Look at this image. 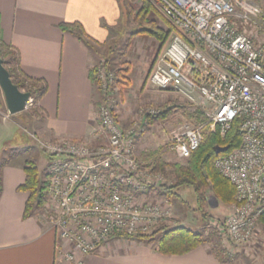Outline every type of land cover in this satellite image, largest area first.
Instances as JSON below:
<instances>
[{"label": "built area", "instance_id": "1", "mask_svg": "<svg viewBox=\"0 0 264 264\" xmlns=\"http://www.w3.org/2000/svg\"><path fill=\"white\" fill-rule=\"evenodd\" d=\"M153 1L171 32L147 82L194 105L204 116L172 131L169 151L188 158L205 134L218 130L223 136L239 121V145L214 160L235 189L231 214L215 226L230 243L229 253L237 254L238 247L255 239L264 216L262 7L259 0ZM94 68L102 92L95 117L106 141L92 146L76 139H37L48 158L45 198L37 216L51 226L67 260L74 258V250L96 253L112 236L147 233L164 216L146 194L162 177L134 155L145 114L159 109H141L135 123L120 126L113 110V73L101 65Z\"/></svg>", "mask_w": 264, "mask_h": 264}, {"label": "crops", "instance_id": "2", "mask_svg": "<svg viewBox=\"0 0 264 264\" xmlns=\"http://www.w3.org/2000/svg\"><path fill=\"white\" fill-rule=\"evenodd\" d=\"M120 19L119 0H0V41L18 51L26 76L46 84L45 93L31 109L40 137L76 139L92 146L106 141L95 117L101 94L92 69L105 59L104 50L112 38L107 26H117ZM70 22L81 24L84 39L59 27ZM128 77L138 85L136 75L132 78L129 72ZM131 86L129 82L118 92V118L126 123L130 113L126 95ZM0 110V146L4 149L0 150V264H264V239L260 242L258 238L242 254L225 261L214 255L207 242L185 253L164 254L156 244L118 235L96 253L74 250V258L65 259L53 229L37 217V210L23 216L28 192L17 187L25 180L27 158H14V153H7L11 147L3 148L10 113L2 91ZM144 135L138 138L141 150Z\"/></svg>", "mask_w": 264, "mask_h": 264}, {"label": "rangeland", "instance_id": "3", "mask_svg": "<svg viewBox=\"0 0 264 264\" xmlns=\"http://www.w3.org/2000/svg\"><path fill=\"white\" fill-rule=\"evenodd\" d=\"M149 1L152 3L154 9L149 17L154 19L159 27L167 30L168 36L163 44H160L155 38L144 34L132 36V32L137 29L136 24L133 22V17L128 18L127 20L125 18L123 20L121 19L120 23L115 29V32L112 35L111 41L107 44V47L115 44L112 65L113 68L116 69L121 67V65L119 64L120 62L127 60L130 64L129 69L132 78L136 75L137 79L140 80H138V85H135V79H132L131 81L129 80L130 85L132 86L128 94L129 96L126 95L127 103L125 107L128 109V112H130L127 123L122 122L123 120H121V118H118L119 114H117V105L119 104V91L113 88V90L115 89V91H113L115 99V108L113 109L114 116L120 126L127 127L128 125L133 124L138 120L141 115V109L145 110V108L147 109V107H156V109H162L164 104L168 106L173 103L174 105L172 109H176L175 112H172L173 115L169 114L163 120L156 121L155 124L153 123L154 125L151 124L152 126L146 124L145 127L148 128L144 129L143 132V134H145V140L142 144L143 150L139 148V141L137 137L134 146V155L137 157L142 152L155 150L160 146H164L166 147V151L162 155V159L164 161H166L167 163L183 164L187 161V158H179L175 154L170 152L168 144L172 131L180 126H183L186 123H194L192 120L185 118L184 113H192L195 110V106L188 102L177 99L176 96L171 92L161 91L157 88H154L147 82V77L153 67L155 57L157 53L159 51H162V49L165 47L171 32L169 23H167V21L163 18V16L159 12V9L155 6L154 1ZM128 2L134 8V10H137L141 5L142 0H128ZM259 2L262 7V18L264 19V0H259ZM127 45H129L127 47L128 50L124 54ZM107 50L108 48L104 50L105 54ZM110 72L113 73V77L115 79L117 76L115 77L113 71ZM100 94H102L101 91ZM31 103L32 100L30 99L29 104H27L24 110L19 113L12 115L10 114L7 116L6 120L9 124L10 129L6 138L7 145L3 148L11 147L10 151H8L7 153H9L10 156H13L12 153H14V158H17L21 155L19 157V160H23L24 158H27L26 160H28V157H31L29 159L35 160L40 172V176L42 179H45V185L47 186V176L45 175V173L48 158L40 149V146L37 143V139H40L42 141L57 139L42 138L35 131V118H33L32 115ZM12 147H14V149H12ZM0 150L3 151L4 149H2L0 146ZM8 158L5 159L9 160L11 157L9 159ZM166 170L164 171V173L155 171L159 172L162 177V183L159 184V187L161 185L170 187L173 182V176L169 173V168ZM159 187L154 188L157 189ZM174 191L176 195H173L170 199L155 192L149 193L151 195L148 199L153 198L151 201L157 202L159 204V213H164V216L161 220L158 221V224L155 225L156 227L148 230L149 232L147 233H151L152 231L156 230L159 227L160 223H163L166 226L170 227L175 225H183L197 233H200L204 238L214 235L217 238L224 255L228 256V258L232 257L234 254H230L229 250L227 249L228 245L230 246V243H228L223 237H221V235L219 234L220 231L215 226V223L222 224L225 221V218H227V216L231 214L235 201L233 203H223L214 194H212L211 189H208L206 191L207 202L204 206L199 208L198 204L196 203L193 189L191 187L176 188L174 189ZM258 226L259 227L255 233V238H258L261 242L264 239V227L262 223H258ZM150 243H153L154 245L156 244L155 242ZM207 243H210L211 246H213L215 242ZM244 248L245 247L242 246L238 247V249L240 250L237 252V254L241 253Z\"/></svg>", "mask_w": 264, "mask_h": 264}, {"label": "trees", "instance_id": "4", "mask_svg": "<svg viewBox=\"0 0 264 264\" xmlns=\"http://www.w3.org/2000/svg\"><path fill=\"white\" fill-rule=\"evenodd\" d=\"M121 19L133 17V22L137 29L132 32V36L144 34L155 38L160 44H163L168 36V31L159 27L156 21L149 17L154 10L153 5L149 0H142L140 7L137 10L130 5L128 0H119ZM120 19V21H121ZM122 23V22H121ZM59 27L63 31L70 32L79 38L84 39V31L80 23L70 22L61 23ZM117 26H107L110 34L113 35ZM109 46V45H108ZM126 46L124 54L127 52ZM105 59L96 65L105 67L107 71H113L115 74L114 88L121 91L124 85L129 84L128 74L130 72V64L127 60L120 62L121 67L114 69L112 65L113 52L115 51V44L107 47ZM123 54V53H122ZM0 57L9 72L12 81L22 90L30 92V99L32 100V107L36 101L45 93L46 84L41 79H35L26 76L20 68L19 53L13 47L7 46L0 41ZM95 65V66H96ZM92 75L95 79V68L92 69ZM96 81V79H95ZM97 83V81H96ZM114 89V91H115ZM171 105H164L162 109L155 114H145L147 125H151L156 121L163 120L176 109H172ZM184 117L192 120L194 123L200 122L204 119L203 112L199 108H195L192 113H184ZM148 127H145L147 129ZM143 134V133H142ZM141 136V135H140ZM139 138V137H138ZM241 140V133L239 131V121L235 120L225 135L221 136L218 130L210 132L205 135L200 145L194 150L187 161L180 163H167L162 159V155L166 151V147L160 146L155 150H150L140 153L136 161L143 164L150 171L163 172L169 168V173L173 176V182L170 187L161 185L159 188H149L146 194L155 192L170 199L176 195L174 189L182 187H191L193 189L196 203L199 208L204 206L207 202L206 191L211 189L214 194L223 203H233L235 201V189L229 180L224 177L214 166V160L219 155H222L232 148L239 145ZM226 147L225 151L217 152L215 147ZM25 173L24 182L17 188L28 192V198L25 203L23 216L28 217L34 211L41 209L45 198L46 182L41 178L40 172L36 162L33 159H28L23 164ZM167 171V170H166ZM46 175V173H45ZM2 190L1 175H0V193ZM206 216V215H205ZM260 223L264 227V216L260 218ZM125 237L136 238L144 242H155L160 253L164 254H181L185 253L198 245L205 242H215L212 246V252L221 261L228 260L221 249L217 238L212 235L204 238L200 233L183 226H166L160 223L159 227L151 233H135L130 235H118Z\"/></svg>", "mask_w": 264, "mask_h": 264}, {"label": "water", "instance_id": "5", "mask_svg": "<svg viewBox=\"0 0 264 264\" xmlns=\"http://www.w3.org/2000/svg\"><path fill=\"white\" fill-rule=\"evenodd\" d=\"M0 89L4 96L6 108L10 114L24 110L30 101V92L20 89L10 78L3 59L0 57ZM217 152L226 150V147H215Z\"/></svg>", "mask_w": 264, "mask_h": 264}]
</instances>
